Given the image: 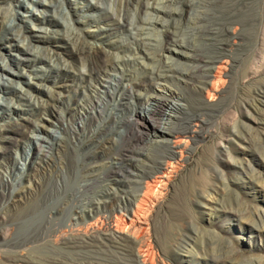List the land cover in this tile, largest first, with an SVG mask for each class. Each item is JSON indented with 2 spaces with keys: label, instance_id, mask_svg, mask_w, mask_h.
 Returning a JSON list of instances; mask_svg holds the SVG:
<instances>
[{
  "label": "bare ground",
  "instance_id": "1",
  "mask_svg": "<svg viewBox=\"0 0 264 264\" xmlns=\"http://www.w3.org/2000/svg\"><path fill=\"white\" fill-rule=\"evenodd\" d=\"M104 1L87 0L78 7L77 3L72 6L71 0H64L65 4L62 0H32L31 5L49 8L53 14L62 9L66 18L70 13L78 17L95 10L97 15L85 14L81 17L85 22L77 21L82 26L94 24L90 26L94 27L92 30L83 34L64 22L62 25L68 33L53 36L47 35L43 27L21 26L26 21L18 11H13L11 23L5 24L3 39L21 57H15L18 70H14L0 54V70L19 78L24 76L19 70L21 65L47 64L48 70L34 69V78L40 82L53 81L57 91L48 90L47 99L39 103L22 91L25 97L19 98L29 103L25 112L30 117L11 101L6 105L0 103L1 113L9 114L7 121L2 122L0 118V176L5 188L1 191L0 225L1 213L14 196L13 190L6 191L13 175L19 185L16 193L22 192L23 176L29 175L32 169L37 170V164L47 163L52 147L61 152L69 144L73 150L86 151L74 172L66 165L56 167L50 175V178L54 176L52 183L49 182L51 185L44 190L40 187L31 210L40 208L41 219L30 217L17 226L13 224L10 232H15L13 238L0 231L2 264H151L155 250L150 230L155 236V246L164 252L181 246L183 241L184 234L171 230L167 223L169 218L177 216L178 209L185 207L187 194L200 195L199 190L189 189V181L194 177L190 174L184 180L185 192L178 201L170 203L172 210L163 216L161 199L173 174L183 165L185 154L189 153L190 147L186 148L185 143L202 138L210 119L229 100H234L226 70L233 65L234 47L243 40L240 32L259 26L260 18L259 15L249 19L241 17L250 10V2L246 0H113L115 10L105 6ZM17 4L18 9H28L22 1ZM41 11V23L58 24L55 15L49 20ZM4 14L0 10L1 23ZM26 32L29 36L24 37ZM256 34L253 30V35ZM111 35L117 39L110 40ZM25 39L27 43L20 48L19 43ZM32 39L42 44L43 53L33 51ZM59 45L65 46L66 51L61 52ZM48 47L53 50L47 51ZM65 52L84 69L72 71L63 55ZM119 53L123 55L118 56ZM164 83L174 84L176 88ZM14 84L17 82L0 75V92H16ZM180 85L188 88L189 93L180 89ZM202 90L206 92L205 100L200 98ZM263 96L264 90H258L255 96L245 98V103L254 106ZM14 113L16 117L12 116ZM66 117L73 123L63 124L65 135H62L55 122ZM236 135L247 143L252 141ZM130 137L136 138V146L127 159L129 166L125 173L116 172L118 177L108 180L97 191L94 173L100 166L98 159L105 156L112 163L111 151L114 147L124 148L121 143ZM247 166L254 171L251 165ZM242 172L247 174L244 167ZM74 182L77 184L73 186ZM121 204L131 215L128 222L116 215V205ZM231 213L240 217L244 211L235 209ZM65 214L75 221L95 216L96 219L88 231L69 229L59 244L52 246V236L61 227ZM159 219L163 224L160 229L157 228ZM33 244L66 255L84 252L87 256L34 258L24 253ZM7 252L12 254L6 255Z\"/></svg>",
  "mask_w": 264,
  "mask_h": 264
},
{
  "label": "rangeland",
  "instance_id": "2",
  "mask_svg": "<svg viewBox=\"0 0 264 264\" xmlns=\"http://www.w3.org/2000/svg\"><path fill=\"white\" fill-rule=\"evenodd\" d=\"M21 1L28 6L27 10L17 8V3ZM62 1L64 3V0ZM86 1L71 0V3H73L72 6H76L74 3H77V6L81 7V5H85ZM31 2L32 0L0 1V10L5 12V17L2 23L0 22V54L14 70H18L17 68L15 69L14 65L15 57H21V53L13 49L12 46H9L10 44L3 39L5 24L11 23L13 11H18L20 15L25 16L24 19L26 22L20 23L21 26L26 25L30 28L43 27L47 31V35L50 36H53L54 33H68V30L65 29L62 22L67 25L70 23L82 34L94 28L90 27L94 26L93 23L82 26L77 21L82 20L85 22L86 20L81 18L85 14L97 15L94 13L96 12L95 10L86 11L78 17L70 13L66 18L62 13V9L57 10L53 14L51 9L42 7L39 4L31 5ZM246 2H250V10L247 14L242 13L241 17L249 19L259 15L260 25L252 26L248 31L240 32L243 40L240 41L239 45L237 44L234 47L232 54V59L234 60L232 62L233 65L227 67L226 74L230 75V78L226 77V79L228 81L231 80L229 83L233 95L235 94V97L233 96L234 100H229V104L223 107L222 111L216 113L217 115L215 117L210 119V123L203 129L205 134L202 138L196 141L190 139L185 143L186 148L190 147V150L188 154H185L186 159L183 165L173 174L166 194L161 199V216L169 214L173 207V204H171L170 208V203L173 200L178 201L182 193L185 192L182 184L188 178V175L191 174V177L197 180L193 181V178L191 182L189 181V189L191 192L192 189L194 191V188L199 190L200 195L187 194L185 207L178 209V212H175L177 216L169 218V222L167 223V226L171 230L184 234L183 241L180 242L181 246L171 247L168 252H164L161 248L155 246V236L152 230L149 231V235L151 236L150 240L153 242L155 250L153 263L151 264H251V262L252 264H264V96L254 106H248L245 103V100L255 96L258 90H264V0H246ZM104 5L111 9H116L113 0H105ZM64 8L67 10L65 5ZM31 10L36 12L38 17L33 15L34 13ZM41 10L44 11V15L49 20L53 18L51 15H55L54 20H58V24L41 23L39 17L42 15L40 14L42 12ZM130 17L132 18V15ZM15 22H19V20L15 18ZM100 26L102 25L100 24ZM253 30L257 31L256 35H253ZM23 36H29L28 32L24 33ZM118 36L124 38L125 34H118ZM115 39H117V36H110V40L113 41ZM26 43V39L22 43H19L20 48ZM30 44L36 54L43 53L44 50H42L43 47L40 42L32 39ZM59 46L61 47V52L66 51L65 46ZM49 50L53 49L48 47L47 51ZM63 55L68 59L72 71L75 72L84 69V66L79 61L71 58L66 52ZM121 55L123 54H118V56ZM37 66L26 67L21 65L19 70L24 76L19 78L5 75L0 70L1 76L17 82V84H14L16 86V92L11 94L0 92L1 104L6 105L7 102L11 101L12 105L19 107V109H24L25 112V110L29 109V103L25 98H19L20 96L25 97L22 95V91H26L32 97H35V101L34 99L33 101L38 103L47 99L48 90L57 91L52 83L53 81L40 82L34 78L33 72L35 68H38V71L39 69H49L47 64H39ZM164 84L172 89L176 88L174 84ZM227 84V82H224L225 86ZM154 85H157L156 82H154ZM179 87L186 93L190 91L181 85ZM200 98L203 100L206 99V92L204 90L200 93ZM1 112L2 110H0L2 122L7 121L9 114H2ZM25 113L27 115V112ZM11 114L12 112H10ZM15 115L14 113L12 116L16 117ZM27 116L30 117L29 115ZM55 123L57 124V130L62 135H65L63 124H72L73 120H69L66 117ZM236 134L244 135L252 141L247 143ZM121 144L124 148L114 147L111 151L110 157H112V163L109 164L105 156L98 159L97 163L100 166L94 173L95 189L97 191L101 190L108 180L117 178L116 172L125 173L126 167L129 166L127 159L131 156L132 148L136 146V138L130 137ZM68 145H66V150L61 152L57 151L55 147H52L50 150V158L47 160L48 162L42 163V166L37 164V170L32 169L29 171V175L23 176L21 180L23 184L22 192L16 193L19 185L14 181L15 175L12 176L9 181L10 186L7 187L6 191L13 190L14 196L1 213L3 217L2 224L0 225L1 232L13 238L15 232L10 234L13 224L17 226L20 222L26 221L30 217L41 219L42 214L41 210H39L40 208L34 211L31 210L36 195L40 194V187L42 186V189H45L51 185L54 176L50 178V175L52 171H55L56 167L63 168L66 165L69 167V170L74 172L76 166H80L81 155L86 151V149L81 148L73 150ZM60 159H63L61 164ZM247 165H251L254 171L252 169L249 170ZM242 167H244V171L246 170L247 174L242 172ZM14 170L17 173V170ZM69 178L73 181V175H70ZM1 179L0 176V201L2 200L1 191L5 189ZM40 183L42 184L40 185ZM72 184L74 186L77 182ZM116 208L118 209L116 215L128 222L131 215L125 211L124 206L122 204L120 207L116 205ZM235 209L243 210L244 214L238 217L231 213V210ZM112 215L114 216L115 213ZM64 217L65 219L62 221L61 227L52 236V246H57L60 238L69 229L76 232L88 231L90 223L96 219L95 216L93 218H86L84 221L81 219L75 221L66 218L67 214ZM152 218H154V215ZM114 221L115 219L113 218ZM161 225H163L162 220L159 219L157 228L160 229ZM113 227L116 228L115 226ZM120 234L122 233L120 232ZM2 244L3 237L0 236V264L3 263ZM24 253L40 259H47L49 256H58L61 259H73L82 257V255L87 256L84 252L80 253L81 255L68 254L70 255L68 256L58 250L50 251L44 248V245L39 246V244L28 245ZM11 254L12 252H7L6 255ZM72 255L75 257H72ZM215 257H219L221 260L215 261Z\"/></svg>",
  "mask_w": 264,
  "mask_h": 264
}]
</instances>
